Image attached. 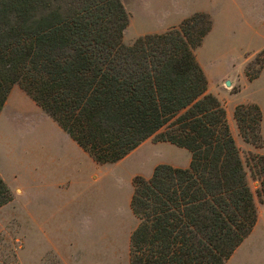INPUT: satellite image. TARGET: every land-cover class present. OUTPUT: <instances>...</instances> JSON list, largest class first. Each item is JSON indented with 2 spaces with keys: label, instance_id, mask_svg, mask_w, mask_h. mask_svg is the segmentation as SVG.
<instances>
[{
  "label": "trees",
  "instance_id": "obj_1",
  "mask_svg": "<svg viewBox=\"0 0 264 264\" xmlns=\"http://www.w3.org/2000/svg\"><path fill=\"white\" fill-rule=\"evenodd\" d=\"M121 0H0V111L18 85L98 164L156 135L190 153L186 167L136 176L128 264H225L257 222L247 167L264 195V154L244 161L225 108L196 58L212 27L194 12L123 42ZM244 141L261 146L262 111L238 104ZM13 192L0 175V207Z\"/></svg>",
  "mask_w": 264,
  "mask_h": 264
},
{
  "label": "rangeland",
  "instance_id": "obj_2",
  "mask_svg": "<svg viewBox=\"0 0 264 264\" xmlns=\"http://www.w3.org/2000/svg\"><path fill=\"white\" fill-rule=\"evenodd\" d=\"M121 1L129 14L123 31L125 44H131L140 36L141 31H136L133 25V15L145 13L149 10L148 5L157 13L168 12L170 20L176 17L175 14L185 13L179 22L169 25L166 30L197 12L192 9L206 10L201 12L210 15L212 28L195 49V54L209 82L208 92L218 93L213 95L225 108L243 160L249 161L252 153L264 154V0ZM227 80L230 85H226ZM241 103L257 104L262 111V143L259 147L244 141L239 133L234 108ZM14 114L15 111L9 108L0 117L2 142L12 161L17 155L19 166L30 169L34 146L38 144L43 148L49 135L41 123L30 120L25 123L21 116ZM189 161L188 150L153 135L121 160L99 164L96 179L91 180L83 192L81 215L75 197L67 262L57 253L50 252L49 239L35 238L32 216L29 215L32 202H24L25 199L18 196L19 191H12V201L0 207V264H128L129 235L137 222L128 204L134 178L150 176L157 164L186 167ZM251 163L249 161L248 165ZM247 179L255 195L257 222L225 264H264V195L257 192L259 182L251 175L250 166L247 167Z\"/></svg>",
  "mask_w": 264,
  "mask_h": 264
},
{
  "label": "crops",
  "instance_id": "obj_3",
  "mask_svg": "<svg viewBox=\"0 0 264 264\" xmlns=\"http://www.w3.org/2000/svg\"><path fill=\"white\" fill-rule=\"evenodd\" d=\"M148 8L145 13L137 12L133 15V25L136 31H141L140 36L162 33L169 25L179 22L185 14H175L176 17L170 20L168 12L157 13L149 5ZM192 10L206 11L198 8ZM208 85L207 81V92ZM210 92L218 95L215 91ZM9 108L15 111L14 116H21L25 123H29V120L41 123V127L46 129L49 136L43 148L38 144L34 146L31 168L24 169L19 166L17 155L14 157L15 162L12 161L3 145V134H0V175L12 191L20 192L19 198L25 199L24 202H32L29 215L32 216L35 238L49 239L50 252L57 253L67 262L75 197L81 215L83 192L89 187L91 180L96 179L99 164L18 85H14L9 92L0 111V117L6 114Z\"/></svg>",
  "mask_w": 264,
  "mask_h": 264
},
{
  "label": "water",
  "instance_id": "obj_4",
  "mask_svg": "<svg viewBox=\"0 0 264 264\" xmlns=\"http://www.w3.org/2000/svg\"><path fill=\"white\" fill-rule=\"evenodd\" d=\"M226 85H230V81L229 80L226 81Z\"/></svg>",
  "mask_w": 264,
  "mask_h": 264
}]
</instances>
